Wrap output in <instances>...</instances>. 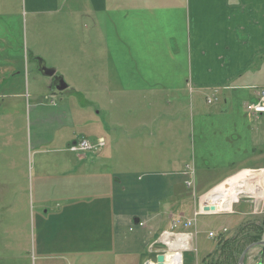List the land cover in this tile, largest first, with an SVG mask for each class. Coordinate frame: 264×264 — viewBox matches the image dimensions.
<instances>
[{
    "label": "crops",
    "instance_id": "1",
    "mask_svg": "<svg viewBox=\"0 0 264 264\" xmlns=\"http://www.w3.org/2000/svg\"><path fill=\"white\" fill-rule=\"evenodd\" d=\"M23 1L26 17H30L37 32L36 42L30 50V60L20 56L6 57L8 64L0 67V75L4 74L3 69L9 75L4 82L1 79L0 84L13 85L24 64L28 67L29 62L37 64L39 73L40 60L62 78L66 85L62 91L70 97L81 92L84 84H102L108 74L109 51L104 45L108 39L106 26L113 15L115 101L121 100L118 109L131 100L141 102L136 113L127 111L131 123L125 121L118 128L123 136L127 134V140L106 141V127L98 125L96 120L101 108L98 105H92L93 108L83 106L87 110L89 135L84 134L82 139L91 143L105 142L104 147L91 153L97 156L58 160L56 164L61 168L54 169L58 174L53 176L39 169L36 179L32 178L31 190L27 182H19L17 189L16 175L10 177V188L6 191L9 196L21 194L24 197L31 191L35 198L32 203L40 208L51 203L46 212L62 214L60 218L66 216V224L72 227L70 238L53 242L40 238L34 247L35 264L153 263L161 252L156 243L158 235L191 207L195 212V200L191 207H186L187 194L181 190L182 177H188L185 171L181 173L183 176L180 174L181 179L174 174L156 175L148 166L175 165L182 157L186 159L188 152L182 150L188 146V128L194 130L195 123L184 121L181 124L185 148L177 146L179 150H172L171 145H166L178 143L172 120L183 109L184 113H191L190 118L197 114L205 93L222 94L223 102L241 95L246 97V103L255 101L254 89L264 85V0H72L75 4L82 3V9H69L70 0ZM66 13L73 15L76 23H80L78 18L82 16L83 27L88 28L87 40L91 44L83 52L76 54V47L67 50L62 44L56 46L53 43L60 40L54 38L52 32L45 33L44 27L51 22L61 26ZM109 38L112 39V35ZM65 54L69 60L82 65L75 69L81 76L74 77V73L66 76L58 71L62 67L57 61ZM20 59V66H17ZM49 59L53 60V65L47 64ZM247 73L252 78L251 85L249 80L242 83ZM129 77L133 83L128 81ZM25 80L28 81L26 77ZM50 89L58 91L52 82ZM162 93H167L165 98H156ZM98 94L102 95V91ZM39 96L43 94L36 97ZM157 100H168L169 103L167 107L157 109ZM65 115L62 113V120L57 121L59 130L68 126L63 121ZM76 119V110L68 113V121L75 122ZM156 124L160 126L155 127ZM66 133L60 138L62 144H69L80 135L70 128ZM204 139L202 136L200 141ZM113 147L115 157L103 156L102 153ZM251 152L252 149L248 159L252 158ZM189 159L196 166L197 157L194 155ZM213 159L208 157V160ZM263 173L260 171V176H256L253 191H261ZM252 175L245 172L243 181L254 177ZM228 176L231 175L206 185L198 184L200 194L209 192ZM55 181L52 200L44 199V191ZM195 181L196 178L194 186ZM172 199L176 203L170 206ZM39 221L44 224L43 220ZM57 224L65 223L59 220ZM45 245L60 248L58 252L48 254ZM251 251L244 264H257L260 252L257 257Z\"/></svg>",
    "mask_w": 264,
    "mask_h": 264
},
{
    "label": "rangeland",
    "instance_id": "2",
    "mask_svg": "<svg viewBox=\"0 0 264 264\" xmlns=\"http://www.w3.org/2000/svg\"><path fill=\"white\" fill-rule=\"evenodd\" d=\"M69 3V9H82V3L75 4L72 0ZM75 19L73 15L66 13V20L61 26H57L56 22H51L44 27V30L45 33L52 32L54 38L60 40L53 44L56 46L62 44L67 50L76 47L77 50L74 52L77 54L83 52L91 43H88L89 31L88 28L83 27L82 16L78 18L80 23H76ZM106 30L108 39L104 45L109 51L108 74L102 80V84H84L81 86L82 91L72 94V97L68 96L64 92L65 90L50 91V78L38 73L37 64L33 62H29L28 67H25L24 64L22 72L13 85L8 84V82L0 84V264H35L34 247L40 238L47 240V242H53V240L58 241L73 235L71 225L66 224V216L60 218L62 214L46 212L51 208V203H45L44 208L38 207L32 203L35 198L31 191L24 197L21 194L9 196L6 191L10 188L12 175H16L18 179L17 189L19 182H27L28 188L31 190L32 178L35 177L36 171L39 169L53 176L58 174L54 169L61 168L56 164L58 160L97 156L98 154H91L93 152L89 151L73 152L71 150L78 145L79 140H84L82 139L85 138L84 134L89 135V124L86 119L87 110L83 106L93 108V106L98 105L101 108L96 120L98 125L106 127V132H108L106 141L109 139L114 141L116 138L127 140V134L123 136L118 128L121 123H126L125 121L131 123L127 111L136 113L137 110H140L141 102L131 100L119 109L117 107L121 100L115 101L117 82L114 75L115 20L113 15L109 19ZM111 35L112 39L109 38ZM36 37V29L30 17H26L24 1L0 0V67L8 64L6 60L8 56L12 58L20 56L24 60L26 58L30 60V50L34 47ZM20 61L21 59L18 60L17 66H20ZM52 61L47 60V64L53 65ZM57 63L62 67L58 71L66 76H73V73L74 77L81 76V73L75 69L82 65L69 60L68 54L60 57ZM102 70L105 71V68ZM3 73L0 75V80L3 79L4 82L9 73L6 69H3ZM250 73H252V69ZM250 73H247L242 83H247L249 80L248 84L251 85ZM25 77L28 81L25 80ZM127 79L133 83L132 77ZM262 79L264 80V76ZM261 87L254 89L256 96L262 91ZM99 91H102V95L98 94ZM37 94H43V96L37 98ZM166 95L167 93H162L156 98H165ZM221 96L222 94L205 93L202 98L203 105L197 114L190 118L191 113H184V109H181L182 112H178L179 115L172 120L174 123L171 126L175 129L173 134H178V143H166L167 146L171 145L172 150L178 149L177 146L182 147V149L185 148L186 139L184 133L181 132V127H183L181 124L184 121L195 123L196 128L194 130L190 131L188 128V146L182 150V152H188L186 159L182 157L175 165L159 163L148 166L149 170L155 171L151 173L156 175L174 174L179 178L183 176L181 174L183 171L188 174L185 166L191 167V174H188L187 178L186 176L182 177L186 187L183 184L181 190L187 194L186 207H191L195 200V212L191 207L190 211L187 210L182 217L175 218L172 223L175 222L176 226L171 231L172 233L193 235V239L189 241L188 250L182 254V264H206L215 259L221 242L231 240L241 233L245 234L250 224H252L250 229L253 231V224H258L264 216V183L260 192L258 189L253 191L254 185L257 183L256 178L258 177L256 176H260L258 174L260 171L264 172V115L250 114L245 108L247 100L243 95L234 99H227L226 102H223ZM208 98H211L209 103L207 102ZM155 103L157 109H162L167 107L169 101L157 100ZM182 103L185 104L184 100ZM152 107L153 105H150V108ZM73 110H76L77 119L75 122H70L68 121V113ZM62 113L67 114L63 121L68 126L59 130L57 121L62 120ZM168 113L173 114L170 111ZM158 126L160 124H156L155 127ZM69 128L70 131L80 135L78 139L69 144H62L60 138L68 134L66 131ZM202 136L205 138L204 141H200ZM89 142L91 141L89 140ZM38 143L42 145L37 147ZM254 148L256 149L254 150ZM250 149H252L253 155L252 158L248 159ZM128 153L130 154V152ZM102 154L103 156L115 157V148L108 149ZM194 155L197 157L196 166L189 159L190 156ZM244 155L246 157L241 158ZM209 156L214 159L208 160ZM253 157L257 158L254 159ZM186 162L187 164H185ZM245 172H250L254 177L243 181ZM226 175L231 176L222 180L217 186L229 184L231 190L229 191V188L225 190L224 193L227 196L224 200H218L222 196H217L218 199L214 198L212 202H209L211 205H216L214 213L202 212L201 208L204 205L202 206L201 202H204L206 197L209 198L211 194L214 195L215 191L212 192V189L209 190L210 192L200 194L198 184L206 185L210 183L209 181ZM194 178H196L195 186ZM187 181L191 182V187ZM53 184H56V181L51 182L49 189L44 191V199L52 200ZM22 194L25 195L24 192ZM261 195L262 197L258 198ZM228 202V208L223 211L222 209L225 207H222V203L227 204ZM175 203L176 200L172 199L170 206ZM39 219L43 220L44 224H39ZM188 219L192 220L193 225L184 229L183 224ZM59 220L65 224H57ZM171 224L167 226V230H170ZM160 234L156 243L160 247L159 251L164 253L165 247L158 242ZM209 234L212 236L210 237ZM261 241H264V233ZM44 248L48 254H52L58 252L60 246L45 245ZM251 252H254L257 257L260 252L257 264H262L264 260L263 247L257 246V249ZM173 256L171 254L166 256L167 264H174L173 261L171 262ZM248 256L250 255L248 254Z\"/></svg>",
    "mask_w": 264,
    "mask_h": 264
},
{
    "label": "built area",
    "instance_id": "3",
    "mask_svg": "<svg viewBox=\"0 0 264 264\" xmlns=\"http://www.w3.org/2000/svg\"><path fill=\"white\" fill-rule=\"evenodd\" d=\"M261 87V86H260ZM262 91L256 96V99L254 102L245 104L246 110L252 114V115H264V87H261ZM207 102H210V99L207 100ZM78 145L71 148L73 152L77 151H89V152H96L99 148L104 147V141L98 140L95 144L86 141V140H79ZM186 171H188V174H191V167L185 166ZM193 171V169H192ZM189 187H191V182L187 181ZM209 206V205H207ZM192 221H186L183 224V228H189L191 227ZM141 226V225H140ZM176 224L173 222L171 224L170 230L161 232L159 236V243H161L164 248V256H165V263L166 262V255L167 254H175L177 257V260L180 261V264H182V254L184 251L188 250L189 241H191L193 238L191 234H184V233H172L171 231L174 230ZM211 237L212 234H209Z\"/></svg>",
    "mask_w": 264,
    "mask_h": 264
},
{
    "label": "trees",
    "instance_id": "4",
    "mask_svg": "<svg viewBox=\"0 0 264 264\" xmlns=\"http://www.w3.org/2000/svg\"><path fill=\"white\" fill-rule=\"evenodd\" d=\"M253 225V231L250 229L252 226V224H250L245 234L241 233L231 240H224L221 242L216 252L217 257L206 264H237L241 253L247 246L261 241L262 234L264 233V216L258 224Z\"/></svg>",
    "mask_w": 264,
    "mask_h": 264
},
{
    "label": "water",
    "instance_id": "5",
    "mask_svg": "<svg viewBox=\"0 0 264 264\" xmlns=\"http://www.w3.org/2000/svg\"><path fill=\"white\" fill-rule=\"evenodd\" d=\"M38 71L42 76L48 77L54 81L52 82V84L56 90L62 91L66 88V85L63 82L62 78L55 74V70L45 67L41 60L38 62ZM202 211L206 213L214 212L215 208L214 206H203ZM257 246L264 247V241H259L257 243L250 244L249 246H247L241 253L237 264H244L245 256L247 255V253ZM152 264H164V255L162 254L157 255L155 258V262Z\"/></svg>",
    "mask_w": 264,
    "mask_h": 264
},
{
    "label": "bare ground",
    "instance_id": "6",
    "mask_svg": "<svg viewBox=\"0 0 264 264\" xmlns=\"http://www.w3.org/2000/svg\"><path fill=\"white\" fill-rule=\"evenodd\" d=\"M227 188H229V191H230L231 190V185L225 184V185H220V186H217V187L213 188L212 192L215 191L214 192V195L211 194L209 196V198L206 197V200L204 202H201L202 203V206L203 205L204 206L205 205L214 206V208L216 210V205H213V204L211 205V203H209V202H212L214 198H217V196H222V197H219V199L217 198L218 200H220V201L224 200V198L227 196V194L224 193ZM224 203H226V202H224ZM224 203H222V205H223L222 207L223 208L225 207V209H222L223 211H225L228 208V206H229V202L227 204H224ZM171 255H174L173 258H172V260H171V262L173 261L174 264H180V261L177 260L176 255L175 254H171ZM168 261H170V260H168ZM168 264H170V263H168Z\"/></svg>",
    "mask_w": 264,
    "mask_h": 264
},
{
    "label": "flooded vegetation",
    "instance_id": "7",
    "mask_svg": "<svg viewBox=\"0 0 264 264\" xmlns=\"http://www.w3.org/2000/svg\"><path fill=\"white\" fill-rule=\"evenodd\" d=\"M51 82H54L53 80H51Z\"/></svg>",
    "mask_w": 264,
    "mask_h": 264
}]
</instances>
